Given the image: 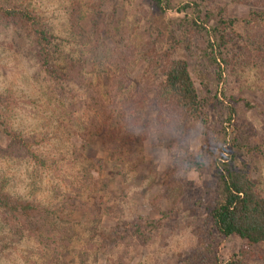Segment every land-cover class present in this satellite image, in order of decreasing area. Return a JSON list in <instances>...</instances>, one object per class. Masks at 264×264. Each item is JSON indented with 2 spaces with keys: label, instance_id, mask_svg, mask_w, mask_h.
Wrapping results in <instances>:
<instances>
[{
  "label": "rangeland",
  "instance_id": "rangeland-1",
  "mask_svg": "<svg viewBox=\"0 0 264 264\" xmlns=\"http://www.w3.org/2000/svg\"><path fill=\"white\" fill-rule=\"evenodd\" d=\"M172 1L174 9L162 14L150 0H0V7L34 11L56 37L62 57L73 59L77 69L72 93L60 101L38 61L34 38L0 12V96L10 99L1 120L43 161L6 152L8 139L0 126V190L37 200L57 216L47 243L14 239L0 220V264H228L243 250L249 264H264V245L250 246L237 236L220 238L210 221L217 161L235 153L231 141L237 136L259 148L238 153L237 165L250 170L264 197V53L253 44H264V0ZM188 4H198L199 21L208 19L207 28L219 27L226 39L218 60L221 79L205 57L206 34L188 25L196 9L180 11ZM223 17L236 23L221 26ZM104 48L132 55L130 87L140 86L150 99L163 81L165 52L188 62L199 97L208 104L206 121H190L170 132L166 117L148 107L149 101L133 131V160L126 168L114 165L103 139L92 133L83 149L84 134L95 119L102 122V114L94 110L82 77L96 92L109 88L111 76L98 63ZM232 101L237 115L229 125L226 106ZM186 146L192 164L177 172L183 195L173 206L164 200L165 182ZM77 189L82 201L101 197V217L93 220L94 207H77L73 213L62 209ZM135 220L151 237L147 246L124 252L104 242L106 234L123 233ZM148 221L158 226L153 235L144 227Z\"/></svg>",
  "mask_w": 264,
  "mask_h": 264
},
{
  "label": "trees",
  "instance_id": "trees-1",
  "mask_svg": "<svg viewBox=\"0 0 264 264\" xmlns=\"http://www.w3.org/2000/svg\"><path fill=\"white\" fill-rule=\"evenodd\" d=\"M150 2L162 14L174 9L172 0H150ZM189 8L196 9L197 16L191 19L188 25L198 32L206 34L208 40L205 57L219 71L218 77L221 79L222 72L218 60L223 56V51L226 49V39L221 35L219 27L207 28V18V20L199 21L201 11L198 4H193V6L188 4L183 6L180 11L184 12ZM0 12L16 25L26 29L34 38L38 61L46 73L53 94L58 96L60 101L70 96L77 76L75 71L77 69L72 68L73 59L70 57L63 58L57 50L56 37L50 32L48 26L41 23L34 11L26 9L22 5L12 6L9 9L0 7ZM234 23L236 20H226L223 17L219 25L233 26ZM253 44L257 47L258 54L264 53V44L255 42ZM119 51L116 50L113 54V50L108 51L104 48L99 52L98 63L104 66V71L111 76L110 86L104 89V93L94 91L93 87L95 86L88 80L87 76L83 75L82 77L84 87L91 93L90 100L94 110L98 114H102V122L96 123L95 119L87 133L84 134L82 141L84 149L90 145L88 140L90 133L92 136L102 138L103 146L111 154L114 165L126 168L133 160V131L140 126V112L149 101L151 104H147L148 107L158 108L162 116L166 117V124L169 125L170 132L178 131L181 127L187 126L190 121L204 123L207 118L208 104L199 97L188 62L172 58L169 52H165L162 57L163 81L157 87L155 98L150 99L149 94L143 93L140 86L132 90L128 70L132 55ZM103 62L104 64H102ZM80 73L83 71L81 70ZM235 103L232 101L229 106H226L229 125L237 115ZM247 106L250 105L247 104ZM8 107H10V99L0 96V126H2L8 139L6 152L17 158L31 156L36 162L43 164L42 159L34 152L33 145L1 120L3 115L4 117L8 115ZM4 111L6 112L4 113ZM67 112L70 114L71 109ZM67 117L69 116L67 115ZM69 119L73 120L72 118ZM71 125L75 126L73 123ZM248 139L245 136L233 138L231 146L235 153L230 157L227 156L226 159L217 161L215 174L217 191L214 206L210 212V221L212 230L218 237L226 239L237 236L247 241L250 246H259L264 245V197L258 192L250 170L246 166L239 168L237 165L238 153L259 149L255 145L251 146ZM188 148L187 146L184 147L185 153L177 160L176 169L171 172L165 182L164 200L171 202L173 206L179 205L183 195V186L177 172L186 167L187 164H192L187 156ZM198 161L196 158L194 164ZM94 187L97 191L98 184L95 182ZM82 195L83 192L80 189L75 190L73 195L67 197V202L65 200L64 204H61L64 205L62 209L73 213L78 211L77 207L84 211H91L90 208L94 207L92 218L95 221L97 217H101L103 214L99 207L102 204L101 197L96 196V201L93 198L82 201ZM56 219V211L49 209L41 202L24 200L0 190V220L11 228L10 232L14 239L22 240L33 237L39 243L51 242V233H53L52 229L55 228ZM132 224L133 226L126 228L123 233L117 230L109 235L106 234L104 242L107 241L108 244L115 245V249L121 248L120 250L124 252H128L130 247H137V245L147 246L151 237H147L144 229L137 226L136 220ZM144 227L148 228L152 235L158 230V226L152 221H148ZM248 257L249 253L243 250L239 255L231 258L228 264H249Z\"/></svg>",
  "mask_w": 264,
  "mask_h": 264
}]
</instances>
